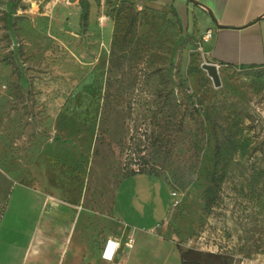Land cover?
Masks as SVG:
<instances>
[{"label":"rangeland","instance_id":"374dc122","mask_svg":"<svg viewBox=\"0 0 264 264\" xmlns=\"http://www.w3.org/2000/svg\"><path fill=\"white\" fill-rule=\"evenodd\" d=\"M16 1L0 0V264H20L36 229L26 264H58L82 242L85 264L103 241L130 249L136 214L182 250L264 264V72L220 67L214 88L199 31L169 8L90 0L93 22L72 33L74 11L67 26L57 5L51 18ZM221 113L239 146L214 169L209 119ZM141 166L161 179L126 176Z\"/></svg>","mask_w":264,"mask_h":264},{"label":"crops","instance_id":"0c3cea01","mask_svg":"<svg viewBox=\"0 0 264 264\" xmlns=\"http://www.w3.org/2000/svg\"><path fill=\"white\" fill-rule=\"evenodd\" d=\"M127 1H134L136 3L147 2L157 9H174L178 14L180 24L198 30L200 37H203L207 31H211L212 38L204 43V51L210 63L218 64L219 66H223V68L264 66V0ZM78 2L79 0H31V3H35L37 6L38 11L42 10L43 14L41 15L51 18L54 16L52 13L54 11L53 7L57 5L58 12H56L55 16L65 21L67 26H69V20L73 15L71 12L74 11L76 13V23L72 22L75 26L73 25L72 30L68 31L72 33L80 30L79 15L81 9ZM88 2L90 5L89 14L91 10L95 12L96 8H94L93 2L90 0ZM17 3L18 0L14 3L15 6L13 4V9L17 8ZM155 4L162 7L153 6ZM93 19V16L90 14L88 19L89 26L93 22ZM156 177L161 179V177ZM20 183L18 182L17 184ZM168 189L170 188L168 187ZM50 201L52 202L53 199L47 195L42 206L48 207ZM72 201L74 200L72 199ZM7 207L8 203L5 204L4 209L6 210ZM136 215L139 217L134 219L136 223H132L130 226L124 225L126 239L132 240L131 248L124 250L123 244L126 241L122 242L118 238L109 239L119 244L116 257L109 262L103 260L101 257L106 242L103 241L100 245L99 256L96 258L92 250V258H88V264H97V262L102 264H180V255L174 238H164L161 232H158V225L150 227L137 225V222L138 224L139 222L143 224L141 223L143 222L141 219L143 218V214ZM163 222L164 225L167 219ZM36 234L37 229L30 237L25 248L22 249L23 254L20 264L27 263ZM85 247L84 242L78 245L68 260H66L68 252L64 254L66 249L64 247L59 249L58 251H61V254L58 264H85V250L83 249L84 252L81 250Z\"/></svg>","mask_w":264,"mask_h":264},{"label":"trees","instance_id":"16d2710c","mask_svg":"<svg viewBox=\"0 0 264 264\" xmlns=\"http://www.w3.org/2000/svg\"><path fill=\"white\" fill-rule=\"evenodd\" d=\"M98 2V0H96ZM79 6L81 9L80 15H79V25H80V30L81 31H86L88 29L89 23V2L88 0H79ZM124 5H128L125 2H122ZM15 6V4H14ZM172 16L175 18V20L179 21L178 14L177 12L173 9L172 10ZM190 29V28H187ZM127 36H129L132 32V24H128L126 28ZM124 46V45H122ZM223 68V66H221ZM230 69H239L240 72H245L248 74L252 75H257L260 76V72H264V66L261 67H241V68H231ZM135 83H129L127 88L125 90H130L134 89ZM229 112H235L238 111V115L240 117H245L246 113L242 108L238 106L236 102H231L228 104L227 108H225ZM226 117V116H225ZM224 114L221 113L219 114V119H209V131H210V137L212 140V162H213V168L216 169L217 165L221 164L224 156L221 155V152L223 150H232L236 151L239 144L237 141V138L235 137L234 133L232 132L231 128L227 124L225 120ZM141 170H138L137 172H131L130 175H135V174H140V173H148L151 175L158 176L154 174L150 169L149 170H143L144 166H141ZM124 176V177H126ZM123 177V178H124ZM224 180V174H219V195H220V190H221V184L223 183ZM209 181L213 183L212 185L216 187V172L211 171L209 173ZM218 189V188H217ZM208 195L210 197H217L218 193L217 190L215 192H212V189L209 190ZM209 205L210 202H213V199L209 198L208 200ZM5 207V205H4ZM4 207L2 209V212L4 211ZM1 212V213H2ZM179 255H180V264H232V259L230 256L227 254L220 252L219 254L215 253H210V252H202L199 250L195 249H187V250H182L178 245H177ZM258 253V251H256Z\"/></svg>","mask_w":264,"mask_h":264},{"label":"built area","instance_id":"2783aa9c","mask_svg":"<svg viewBox=\"0 0 264 264\" xmlns=\"http://www.w3.org/2000/svg\"><path fill=\"white\" fill-rule=\"evenodd\" d=\"M211 38H212V33H211V31H207V32L205 33V35H203V37L201 38V40H202L203 43H206V42H208ZM215 65L217 66V70L219 71V69H220L221 66H219L218 64H215ZM172 195H173V194H172ZM110 241H111V240L107 241V244H106V246H105V249H104L103 252H102V256H101V257H102L103 260H107V261H109L108 259H106V257H111V260H112V259L114 258V256H115V254H116L117 251H118L119 244L116 243V242H113V241H111V243H110ZM125 245H126L127 247H129V246H130V242H129V241L126 242ZM240 264H257V262H256L255 260H249V261H247V260H243V261H241Z\"/></svg>","mask_w":264,"mask_h":264},{"label":"water","instance_id":"95a60500","mask_svg":"<svg viewBox=\"0 0 264 264\" xmlns=\"http://www.w3.org/2000/svg\"><path fill=\"white\" fill-rule=\"evenodd\" d=\"M199 5L198 3H195ZM201 69L206 73L207 77L211 80L214 88H220L222 86L220 74L217 70V66L213 63H203Z\"/></svg>","mask_w":264,"mask_h":264},{"label":"clouds","instance_id":"9594fccd","mask_svg":"<svg viewBox=\"0 0 264 264\" xmlns=\"http://www.w3.org/2000/svg\"><path fill=\"white\" fill-rule=\"evenodd\" d=\"M110 243H111V241H110ZM106 259H108V260H109V262L111 261V257H106Z\"/></svg>","mask_w":264,"mask_h":264}]
</instances>
